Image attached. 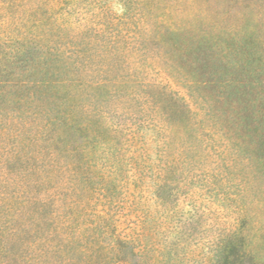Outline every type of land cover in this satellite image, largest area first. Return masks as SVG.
I'll return each instance as SVG.
<instances>
[{
	"label": "trees",
	"instance_id": "obj_1",
	"mask_svg": "<svg viewBox=\"0 0 264 264\" xmlns=\"http://www.w3.org/2000/svg\"><path fill=\"white\" fill-rule=\"evenodd\" d=\"M114 1L122 13L113 10ZM199 1L0 0V91L20 78V61L34 48L64 53L78 67L48 99H16L0 114V264H129L138 253L141 240L110 212L121 166L139 160L156 174L159 190L177 173V162L190 163L197 148L183 121L193 116L189 103L154 73L183 78L193 95L213 86L217 61L240 67L241 58L232 56L254 47L238 20L228 25L223 46L212 41L215 26L198 30L210 4ZM206 40L211 54L203 49ZM100 89L104 101L96 98ZM85 91L90 102L75 101ZM198 96L201 109L218 110L212 97ZM260 99L246 107L253 110ZM27 103L33 109L24 114ZM253 112L264 116V106ZM225 120L215 119L213 127L229 158L245 138ZM134 123L154 131V164L145 148L129 144ZM71 130L82 137L80 144L69 141ZM244 241L242 230H235L222 264H260Z\"/></svg>",
	"mask_w": 264,
	"mask_h": 264
},
{
	"label": "rangeland",
	"instance_id": "obj_2",
	"mask_svg": "<svg viewBox=\"0 0 264 264\" xmlns=\"http://www.w3.org/2000/svg\"><path fill=\"white\" fill-rule=\"evenodd\" d=\"M113 10L118 14L123 12L115 1ZM208 11L209 17L204 21L207 23H199L197 29L204 33L215 26L213 42L227 44L228 25L238 20L239 30L251 33L248 37L254 47L248 55L232 56L235 61L241 58L240 67H227L217 61L215 69L219 74L213 86L198 88V93L193 91V95L183 78L172 79L162 71L154 73L153 78L162 77L189 103L193 116L184 117L183 121L188 122L187 135L197 148L190 154V163L177 162V173L159 190L156 174L139 160L121 166L117 198L110 205V212L119 217L123 230L131 231L141 240L142 249L134 247L138 253L130 256L129 264H222L224 244L238 229L243 232L244 243L253 251V259L264 264V116L260 114L259 118L253 112L264 106V0H210ZM206 43L203 49L210 53V44L207 40ZM233 69L237 73L235 80L230 81ZM19 70L20 78L0 91V114L16 99L28 96L48 99L63 80L78 73L77 65L64 53L44 48L29 50L20 61ZM193 76L200 78L197 74ZM222 90L224 95L218 99L216 94ZM202 92L216 101L218 110L201 109L198 94ZM260 95L262 101L253 110L248 109L246 102L258 100ZM92 98L85 91L75 101L88 103ZM96 98L106 100L105 90H96ZM223 99H226L224 103ZM32 109L33 104L27 103L24 114ZM54 115L60 114L52 111ZM225 117L231 120L235 132L245 138L242 147L234 148L229 158L223 138L220 139L217 127H213L215 119L226 121ZM132 127L129 144L145 148L154 164L157 144L149 140L154 131L143 130L137 123ZM70 133L69 141L80 144V134H73V130ZM198 142L202 145L199 151ZM198 153L202 155L199 157Z\"/></svg>",
	"mask_w": 264,
	"mask_h": 264
}]
</instances>
